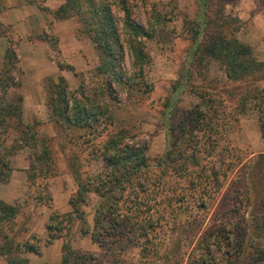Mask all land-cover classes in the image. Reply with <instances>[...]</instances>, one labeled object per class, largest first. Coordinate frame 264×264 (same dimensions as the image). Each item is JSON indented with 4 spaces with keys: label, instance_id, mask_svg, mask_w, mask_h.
<instances>
[{
    "label": "trees",
    "instance_id": "1",
    "mask_svg": "<svg viewBox=\"0 0 264 264\" xmlns=\"http://www.w3.org/2000/svg\"><path fill=\"white\" fill-rule=\"evenodd\" d=\"M27 1L33 3L45 0ZM225 4L226 0H197L195 16L187 20L185 31L190 41L193 69L188 68L190 72L185 75V81L173 85L174 91L167 106L171 105L175 94L185 89L198 96V102L185 113L178 114L177 123L174 117L177 111L174 116L165 113L167 147L158 161L159 171H152L144 147L136 148L130 143L124 129H115L108 135L102 148L104 164L100 171L83 177L79 167L73 165L76 167L74 174L78 189L69 200L72 210L65 214L54 210L47 227L50 241L63 236L65 229L75 219L87 224L82 208L89 194L94 192L98 200L93 228L84 231L91 234L92 240L104 250L105 255H109L111 264H119L120 250L123 251L135 239L148 244L153 242L160 234L159 228L167 221L168 206H172L173 201L179 204L183 191H190L197 206L204 212L214 209L226 178L238 167V162L242 175L238 181L230 183L228 195L217 201L215 210L220 213V217L200 236L198 255L191 257L190 264L264 262V221L253 212L258 201L264 202V192L257 187L264 185V180L259 178V175H264V153L248 162V157L234 145L219 148L226 133L232 131L234 123L239 120L238 113H232V109L228 111L230 106L220 92L197 84L192 71L204 69L206 60L216 61L224 67L228 78L243 84L250 82L249 78L253 79L257 72L264 69V61L257 60L252 46L237 35L240 17L230 12L224 14ZM155 7L153 5L151 9L152 18L149 19L148 28L135 19L130 0H65L54 11L58 18L78 17L100 57L94 75L105 81L99 86V82L93 86L85 83L80 90L73 91L64 76L48 82L46 104L64 139L71 129L85 135L91 131L101 133L108 126L116 125L117 118L111 105L116 93L114 82L126 80L120 89L127 88V85L130 88L137 86L139 92L143 86L148 90L153 89L152 84L143 81L142 77L144 66L150 62L145 40L156 35L158 23L166 16ZM3 8L0 3V12ZM1 36L7 37L9 44L0 72V182L10 180L12 158L24 148L31 150L30 180L56 175L58 163L52 137L40 136L36 122L24 121L20 57L9 26L0 20ZM41 38L51 41L47 35ZM125 49L131 53L135 69V75L127 78L123 75ZM60 66L63 68L62 63ZM243 86L238 87L239 113L245 110L247 102ZM258 107L264 139V100L259 101ZM172 174L186 177L188 185L182 188L183 191L168 188L166 178ZM243 208L247 213H241ZM20 211L19 205L9 204L0 198V254L7 257L8 264H29L26 258L19 255L23 249L38 252L28 241L21 245L10 234V228ZM251 231L254 233L251 234ZM211 246L217 247V254ZM60 264L102 262L93 252L76 249L70 241H65Z\"/></svg>",
    "mask_w": 264,
    "mask_h": 264
},
{
    "label": "rangeland",
    "instance_id": "2",
    "mask_svg": "<svg viewBox=\"0 0 264 264\" xmlns=\"http://www.w3.org/2000/svg\"><path fill=\"white\" fill-rule=\"evenodd\" d=\"M130 1L135 19L146 28L152 18L153 5L166 15L158 23L156 35L145 40L150 62L144 66L142 79L152 84L153 89L148 90L143 86L139 92L137 86L130 88L129 85L120 89V85L126 80L114 82L116 93L111 105L117 118L116 125L108 126L106 130H101L100 127L101 133L91 131L85 135L79 130L71 129L64 139L46 104L47 84L51 79L57 80L60 76L65 77L72 91L80 90L81 85L85 83L87 86L97 85L98 82L97 86L105 84V81L94 75L96 67L100 64L96 46L87 31L82 28L77 16H55L54 11L65 0L33 3L27 0H0L4 7L0 12V20L9 26L23 71L20 76V91L24 95V121L36 122L40 136L52 137L58 163L56 175L32 181L29 177L31 150L24 148L12 158L13 171L10 180L0 182V198L9 204L19 205L21 209L10 228V234L21 245L28 241L38 250L36 253L23 249L19 254L21 258H26L29 264H60L65 241H70L76 249L93 252L102 264H111L109 255H105L104 250L92 240L91 234L84 231H91L93 228L98 200L94 192L89 194L88 201L82 208L87 224L84 225L79 219H75L65 229L63 236L52 241L49 239L47 227L54 210L61 214L72 210L69 200L78 189L74 174L76 167L73 165L79 167L83 177L100 171L104 164L102 148L108 135L115 129H124L130 143L136 148L146 149L152 171H159L158 161L167 147L165 113L174 116L177 111L174 116L177 123L182 112L185 113L198 102V96L185 89L175 94L173 102L167 106V101L174 91L173 85L185 81V75L190 72L188 68L193 69L190 41L186 37L185 26L187 20L195 16L197 0ZM259 1L264 3V0H226V9L223 11L224 14L230 12L236 17H240L243 15L240 12L245 11L244 16L240 17L237 35L243 42L252 46L253 55L257 60L264 61V20L258 22L259 18L255 16L257 13L264 14ZM42 35H47L51 41L41 38ZM8 44V38L1 36L0 72ZM123 56V75L126 78L135 75L133 58L128 49H125ZM204 66V69L192 70L195 74L194 81L202 87H209L211 91L220 92L230 106L228 111L232 109V113H238L239 116V120L234 123V129L226 133L227 136L222 139L219 148L234 145L248 157V162L258 159V155L264 153L258 107L259 101L264 100V69L257 72L253 79L249 78L250 82L242 84L228 78L224 67L216 61L206 60ZM241 85L245 87L247 102L245 110L239 113L238 87ZM260 89H263V92H260ZM174 100L176 106L173 105ZM72 135L76 136L71 139ZM236 165L238 167L226 178L223 191L217 196L215 208L217 201L228 195L230 183L233 180L238 181L242 175L241 166L238 162ZM259 178L264 180V175H259ZM166 180L168 188L177 191H183L182 188L188 185L186 177L180 178L174 174ZM257 187L259 191L264 192V185ZM182 193L184 194L179 204L173 201L172 206H168L167 221L159 228L160 234L153 242L148 244L135 239L123 251L120 250L119 264H190L191 257L198 255L200 236L220 217V213L215 208L204 212L197 206L190 191ZM256 206L254 215L264 221V202L258 201ZM241 213H247V210L243 208ZM252 233L254 232L251 231ZM211 249L216 251L217 247L211 246ZM0 264H8L7 257L1 254Z\"/></svg>",
    "mask_w": 264,
    "mask_h": 264
},
{
    "label": "crops",
    "instance_id": "3",
    "mask_svg": "<svg viewBox=\"0 0 264 264\" xmlns=\"http://www.w3.org/2000/svg\"><path fill=\"white\" fill-rule=\"evenodd\" d=\"M260 2V4H262V9H264V3L262 2V1H259ZM245 12V11H244ZM243 11H241L240 13H243V15H240V17L241 16H244V13ZM258 12H260V10L258 11ZM264 13V12H263ZM249 16H250V14H249ZM255 16H257L258 18H259V21L258 22H261V20L263 21L264 20V14H260V13H257ZM242 18V17H241ZM260 59V58H259ZM263 60H264V58H262Z\"/></svg>",
    "mask_w": 264,
    "mask_h": 264
}]
</instances>
